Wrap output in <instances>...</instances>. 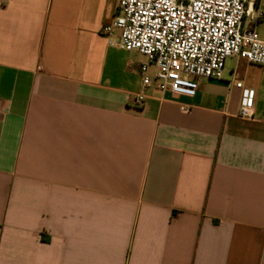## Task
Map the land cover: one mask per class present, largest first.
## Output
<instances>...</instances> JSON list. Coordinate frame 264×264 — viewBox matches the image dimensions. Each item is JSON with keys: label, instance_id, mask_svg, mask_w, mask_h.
I'll use <instances>...</instances> for the list:
<instances>
[{"label": "crops", "instance_id": "0c3cea01", "mask_svg": "<svg viewBox=\"0 0 264 264\" xmlns=\"http://www.w3.org/2000/svg\"><path fill=\"white\" fill-rule=\"evenodd\" d=\"M117 3L0 0V264H264V67L138 106Z\"/></svg>", "mask_w": 264, "mask_h": 264}, {"label": "built area", "instance_id": "2783aa9c", "mask_svg": "<svg viewBox=\"0 0 264 264\" xmlns=\"http://www.w3.org/2000/svg\"><path fill=\"white\" fill-rule=\"evenodd\" d=\"M249 4V0H118L114 21L104 32L112 37L117 30L118 40L111 45L147 59L140 69L143 91L135 104H143L145 90L154 81L163 93L195 97L199 80L222 79L233 57L264 67V40L256 30L264 13ZM183 111L190 108L184 106ZM240 117L253 118L248 94Z\"/></svg>", "mask_w": 264, "mask_h": 264}, {"label": "rangeland", "instance_id": "374dc122", "mask_svg": "<svg viewBox=\"0 0 264 264\" xmlns=\"http://www.w3.org/2000/svg\"><path fill=\"white\" fill-rule=\"evenodd\" d=\"M235 59H236V57H233V58L228 59L227 65L233 64V62H235Z\"/></svg>", "mask_w": 264, "mask_h": 264}]
</instances>
